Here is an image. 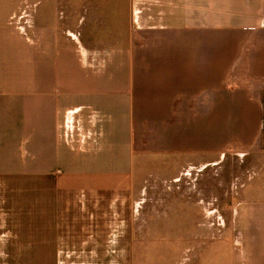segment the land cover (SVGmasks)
Listing matches in <instances>:
<instances>
[{
  "label": "crops",
  "instance_id": "obj_1",
  "mask_svg": "<svg viewBox=\"0 0 264 264\" xmlns=\"http://www.w3.org/2000/svg\"><path fill=\"white\" fill-rule=\"evenodd\" d=\"M16 4L0 6V264H188L197 206L198 236L238 245L220 264H264L263 184L246 198L210 172L264 155V0Z\"/></svg>",
  "mask_w": 264,
  "mask_h": 264
},
{
  "label": "rangeland",
  "instance_id": "obj_2",
  "mask_svg": "<svg viewBox=\"0 0 264 264\" xmlns=\"http://www.w3.org/2000/svg\"><path fill=\"white\" fill-rule=\"evenodd\" d=\"M17 1L18 0H14L12 3H10L9 0H0V6L4 5L7 11L12 10L16 7ZM33 1L34 0H30V2ZM262 144L264 145V128L262 135ZM262 156L263 157L256 158L252 153L229 152L227 153L226 156L227 160L221 161L219 167L211 168L210 172L214 174L220 171V168L223 171V167H225L224 172L227 174V184L229 188V194H234V193L237 194L246 186L245 192L248 193L246 198H250L249 195H251V189L253 184L254 185L263 184L264 187V181L262 179L264 176V163H263L264 155ZM195 172H196L195 176L197 177L198 183L201 185L200 189L199 188L198 189L202 191L203 183L205 182L204 176L207 177L208 171L207 169L200 171L199 168H196ZM262 192H264V189ZM207 195H208V191H205L204 193L202 192L201 194L202 197H205ZM226 203L227 205H229L230 201L228 200ZM215 204L216 202L213 201L210 210L212 214L211 222L213 223L218 220L216 210L218 211L220 208H222V206H219L218 204H216L217 205L216 206ZM206 206L209 207V205L207 204ZM199 210L200 209L197 206V208H195L194 215L193 216L190 215V217L185 218L186 220L185 224L182 220H180L179 222L180 225H182L183 223V225H185L192 234V237L190 238V242L188 241L185 243L180 238L178 239V242H176V244L178 245L188 247L187 250L185 251V256L188 257L186 259V262L188 264H220L221 256L225 257L226 259H230L234 254H237L239 250V248L237 247L238 245H233L232 238L228 236V232L226 234L227 236L226 235L224 236V234L218 235L216 233L209 234L208 232H206V236H204V234L202 233L199 236L198 234H196V231L198 229L197 221L200 214ZM207 220L208 219H206V221ZM203 222L204 219L202 217L200 218L199 224L201 225ZM155 237L156 236L154 235V238ZM157 237H161V236H157ZM221 237L223 238L220 239ZM146 243L155 245V241L152 242L151 240H148ZM159 244H162V246L167 245L168 243L166 237H162L161 242H159Z\"/></svg>",
  "mask_w": 264,
  "mask_h": 264
}]
</instances>
